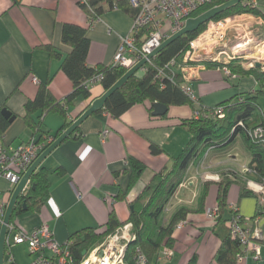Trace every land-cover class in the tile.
<instances>
[{
	"label": "crops",
	"instance_id": "obj_1",
	"mask_svg": "<svg viewBox=\"0 0 264 264\" xmlns=\"http://www.w3.org/2000/svg\"><path fill=\"white\" fill-rule=\"evenodd\" d=\"M256 1L262 13V16H256L262 20L256 35L264 40V0ZM128 4L129 0H113V4L100 2L97 6L102 7V20L92 25L91 16L81 5V0H0V114L3 116L2 110L7 108L15 115L13 121L3 116L8 127L4 133L0 131V147L11 151L33 138L41 139L44 133L58 137L67 129L64 128L66 120L74 122L106 92L102 83L92 86L90 97L76 99L66 119L56 112L46 113L42 131L38 133L24 119L25 104L36 97L41 85L48 84L58 100L65 99L73 91L72 80L62 70L63 60L72 51V47L62 41V26L74 23L87 29L90 39L87 62L90 66L112 65L121 39L130 33L133 25ZM232 38L230 33L229 39ZM261 58L264 59V54ZM224 60L228 62V59ZM241 63L246 69L253 66L245 58ZM201 66L189 84L202 107L212 108L223 102L243 99L247 93L259 89L251 74L229 76L221 67H208L202 63ZM143 72L142 69L140 73ZM34 77L38 82L33 80ZM151 106L148 101L135 104L120 118L99 111L83 121L37 167L36 170L47 172V193L42 201L38 197L36 201L30 200L26 208L23 205L14 210L18 228L33 231L47 224L55 239L66 243L83 229L103 231L112 210L121 222L127 221L131 203L154 176L169 170L191 138L184 122L194 117V107L172 105L165 115L156 116L150 111ZM106 130L109 133L103 138ZM152 145L159 146L162 151L154 154ZM236 157L234 150L213 148L201 162L190 166L168 204L166 216L168 221L177 210L187 208V219L174 231L173 254L165 256L164 247L152 264H189L194 256H197L198 264L215 263L227 234L226 225L232 217L233 205L248 220L260 213L261 217L251 223L263 233V238L258 239L263 247V259L258 262L251 259L249 264H264V214L255 193L243 195L240 185L233 182L222 220L215 222L206 213L208 208L217 205L219 181L224 172L233 168ZM132 159L145 165L136 180H133ZM31 183L29 181L25 189H29ZM14 190L13 183L0 178L3 201L9 203ZM122 194L125 195L120 197ZM113 198L116 201L111 203ZM82 255L85 256L84 251ZM34 256L27 244H15L6 250L5 264H31Z\"/></svg>",
	"mask_w": 264,
	"mask_h": 264
},
{
	"label": "trees",
	"instance_id": "obj_2",
	"mask_svg": "<svg viewBox=\"0 0 264 264\" xmlns=\"http://www.w3.org/2000/svg\"><path fill=\"white\" fill-rule=\"evenodd\" d=\"M103 1L113 4V0H88L91 9L87 4L81 3V5L91 17H95L100 16L102 7H98L97 4ZM226 1L228 0H214L210 4L200 7L192 15L197 16ZM250 1L246 0L231 6L213 20H220L233 14L245 12L262 16L258 6H251ZM119 4L125 5L124 3ZM119 4L117 6H121ZM128 5L133 16H135L137 9L131 5L130 1ZM207 25L208 23L201 25L197 31L181 36L164 48L146 64V70L143 73L138 71L129 78L122 88L107 99L101 111L108 112L116 118H120L133 105L146 101L152 105L151 112L154 109L153 103L161 102L168 107L190 105L195 108V111L200 110L201 116L199 118L193 117L184 122L191 134L187 146L181 155L174 159L169 170L154 176L143 192L131 203L133 208L127 221L121 222L115 211L112 210L103 231L87 228L74 234L70 246L73 257L72 264H80L84 258L82 255L84 250H90L128 222L133 224L136 239L130 242L126 249L125 262L127 264H136L135 258L139 248L147 256L148 264L153 263L162 248L172 249L175 244L174 231L180 222L187 219L189 209L180 208L167 221L168 204L177 188L184 181L190 166L197 161L201 162L213 148H221L223 151L233 150L232 146H235L238 138L241 137L250 157L248 167L251 170L245 172L241 169L232 168L223 173V179L219 181L217 205L220 209V215L217 221L223 218L230 186L233 182L240 185L243 195H249L253 191L248 188V180L261 181L264 178V143L254 140L250 134L251 129H254L255 126L264 125V109L259 105V99L264 94V67L254 65L246 69L241 63L243 58L240 57H234L229 62L202 61V64L208 67H227L233 75L251 74L256 78L259 85V89L255 93H247L242 100L239 98L215 106L224 108L225 115L223 117L216 114L210 115L207 111H211V108L200 107L183 90V84L186 83L180 68L183 64V56L189 48L190 42L199 36L207 28ZM62 41L72 47V51L63 60L62 70L72 80L74 88L65 99L58 100L51 93L49 85L43 84L40 86L36 97L26 102L24 119L30 127L35 129V133L42 131L43 118L46 113L56 112L66 119L69 114L68 111L76 99L79 97L88 99L91 88L86 89L84 83L95 74L100 72L104 74V80L101 83L107 91L127 72V69L120 65L92 67L88 64L90 39L87 35V29L81 25L65 23L62 26ZM171 61H175V65H172ZM72 123L73 121L66 120L64 128H68ZM7 127V120L0 114V131L4 133ZM38 140L42 141L43 137ZM151 151L158 154L162 149L157 145H152ZM131 162L133 180H136L142 175L145 165L136 159H132ZM47 178V172L36 170L30 178L31 187L21 193L14 210H17L18 207L22 208L24 203L27 205L30 200L36 201L38 197L42 201L49 186ZM124 195L122 194L120 197ZM206 195L207 192L204 197ZM10 224L18 227L14 220V214ZM226 226L227 234L217 252L216 262L211 264H241L237 258L243 251L242 244L231 236L229 221ZM9 248L10 246L6 245V250ZM189 264H198L197 256H194Z\"/></svg>",
	"mask_w": 264,
	"mask_h": 264
},
{
	"label": "built area",
	"instance_id": "obj_3",
	"mask_svg": "<svg viewBox=\"0 0 264 264\" xmlns=\"http://www.w3.org/2000/svg\"><path fill=\"white\" fill-rule=\"evenodd\" d=\"M129 1L137 9V13L133 16L131 31L121 39V44L113 61V65L123 66L127 70L144 57H147L167 37L181 30L185 26L186 20L194 17L192 14L195 11L214 0ZM81 3L89 6L88 0H81ZM250 5L256 7L257 1L251 0ZM256 16L245 12L230 15L220 20H211L208 22L207 28L190 42L180 68L186 80V83L183 84V90L198 105V98L189 84V80L197 76L199 70L203 67L201 66L202 61L226 62L221 59V57H225L229 62L234 57H240L250 60V65L253 66L260 61L264 67V59L261 56L250 57V52L255 50V46L264 44V40L258 34L256 35L257 27H261L262 24V20ZM101 20L100 16H93L91 17V24L94 25ZM230 33L233 34L232 39H229ZM203 50L206 51L204 56L200 55ZM175 63V61H171L172 65H175ZM222 69L226 75L234 76L227 67H222ZM143 70H146V65ZM33 80L38 82L37 77H34ZM103 80L104 74L100 72L86 80L84 86L89 89ZM210 110L207 111L210 115L216 114L220 117L225 115V110L221 106L212 107ZM200 116V110L194 112L195 118ZM240 125L243 124L240 123ZM108 133L109 131L106 130L103 133V138H106ZM250 134L254 140L264 143V125L255 126L254 129H251ZM56 138L52 134H46L43 136L42 141L33 138L11 151L0 147V178L8 179L16 187L32 163ZM240 169L245 172L251 171L248 164H244ZM217 179L219 180V177ZM247 185L257 195L261 213L264 214V178L261 181L250 179ZM115 201L114 198L111 199V203ZM7 205L8 203L0 198V232ZM231 209L230 233L233 238L240 241L243 247L242 253L238 255V262L249 264L251 259L255 262L261 261L263 259V247L258 239L263 238V233L251 223V221L255 223L261 217L260 213L254 219L248 220L240 214L236 206H231ZM206 213L209 218L216 222L220 215L219 206L215 205L208 208ZM135 239L136 233L133 231V224L128 222L108 235L101 244L88 251L80 264H125L126 249L129 243ZM23 243L27 244L31 253L35 255L31 264L73 263L70 249L72 241L66 243L57 241L53 231L47 224H42L33 231H26L9 224L6 245L11 247ZM163 253L169 257L173 254V251L165 248ZM135 260L136 264H148L147 256L140 248L137 250Z\"/></svg>",
	"mask_w": 264,
	"mask_h": 264
},
{
	"label": "water",
	"instance_id": "obj_4",
	"mask_svg": "<svg viewBox=\"0 0 264 264\" xmlns=\"http://www.w3.org/2000/svg\"><path fill=\"white\" fill-rule=\"evenodd\" d=\"M246 0H228L222 4L215 5L211 7L210 9L204 11L203 13L190 17L186 20L185 26L179 30L178 32L170 35L167 37L157 48H155L151 53L147 55V57H144L141 59L137 64H135L133 67L127 70V72L116 82L114 85H112L102 96L95 99L91 105L61 134L59 135L54 142L49 145L38 157L37 159L32 163V165L29 167V169L25 172L17 186L15 187V190L11 196V199L7 205L5 216H4V222L1 228L0 232V264H5V252H6V240L8 235V226L10 224L11 218L13 216L14 209L16 207L17 201L25 190L27 184L30 181V178L34 171L37 169V167L41 164V162L65 139H67L80 125L83 121H85L90 115L97 113L101 111L107 99L115 93L117 90L122 88L125 83L131 78L134 74H136L138 71L143 69V67L152 60L159 52H161L164 48L169 46L171 43H173L175 40L180 38L181 36L195 32L199 29V27L205 23L210 22L213 20L217 15L222 13L224 10L230 8L231 6H234L240 2H243ZM200 55H206V51H201ZM255 66L260 67L262 66L261 62H256ZM153 114L156 116H163L168 112V105L163 104L161 102H154L153 103ZM3 116L8 119L9 121H13L15 119V115L12 114V112L4 108L2 110ZM33 188H35V185H33ZM24 207L26 208V204L24 203ZM133 208V206H132ZM87 249L84 250V255H86ZM102 254V252H101Z\"/></svg>",
	"mask_w": 264,
	"mask_h": 264
},
{
	"label": "rangeland",
	"instance_id": "obj_5",
	"mask_svg": "<svg viewBox=\"0 0 264 264\" xmlns=\"http://www.w3.org/2000/svg\"><path fill=\"white\" fill-rule=\"evenodd\" d=\"M238 56V55H236ZM223 60L225 59L224 57H222ZM227 59V58H226ZM140 73V71H139ZM259 105L261 108L264 109V97L260 98L259 100ZM232 149L234 150V154H237V159H235V163L232 164L234 169H240L241 166L244 165V163H250V157L246 152V148L244 145V141L241 137L238 138L237 143L235 144V146H232ZM219 218V217H218Z\"/></svg>",
	"mask_w": 264,
	"mask_h": 264
},
{
	"label": "bare ground",
	"instance_id": "obj_6",
	"mask_svg": "<svg viewBox=\"0 0 264 264\" xmlns=\"http://www.w3.org/2000/svg\"><path fill=\"white\" fill-rule=\"evenodd\" d=\"M263 50V51H262ZM264 52V44L261 46H255V50L250 52V57H259V56H263Z\"/></svg>",
	"mask_w": 264,
	"mask_h": 264
}]
</instances>
